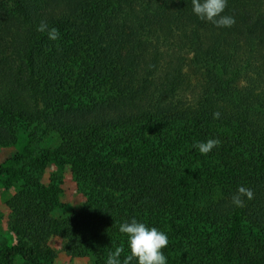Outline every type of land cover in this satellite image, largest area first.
<instances>
[{"label":"trees","instance_id":"1","mask_svg":"<svg viewBox=\"0 0 264 264\" xmlns=\"http://www.w3.org/2000/svg\"><path fill=\"white\" fill-rule=\"evenodd\" d=\"M222 15L236 22L201 20L192 0H0V145L58 132L33 163L70 165L88 199L54 219L33 190H58L30 187V202L11 203L26 219L12 222L17 234L91 239L100 252L113 241L123 259L119 225L135 218L168 234V264H264V0H228ZM209 139L220 143L207 155L193 147ZM240 186L254 193L243 207ZM51 254L20 239L0 264Z\"/></svg>","mask_w":264,"mask_h":264},{"label":"rangeland","instance_id":"2","mask_svg":"<svg viewBox=\"0 0 264 264\" xmlns=\"http://www.w3.org/2000/svg\"><path fill=\"white\" fill-rule=\"evenodd\" d=\"M184 70L194 84L204 77L202 71L196 68L192 53L187 55ZM244 84L240 81L239 86L242 87ZM190 95V92L187 93L188 97ZM61 143V135L58 132H50L42 135L30 146L28 136L23 130L18 140L12 144L0 145V252L5 246L17 244L22 239L29 244L38 245L43 253L51 249L52 254L44 256V259L54 264H105L108 253L115 250L113 241H109L106 250L100 252L91 239L71 243L56 233L37 230L26 238L24 234L20 236L12 229L13 221L20 220V224L26 221L23 216L19 218L13 208L21 207L26 204V201L30 202L32 193H26L30 187L38 189L39 185H43L58 190L56 197L40 195L33 190L36 204L47 209L54 219L66 218L80 211L88 202L87 194L79 187L78 173L74 172L70 165L61 166L52 162L42 167L33 163L46 151H55ZM3 170L18 172L21 178L18 181L9 182L8 175L1 173ZM119 196L120 193L117 198ZM15 264L28 263L21 257H17Z\"/></svg>","mask_w":264,"mask_h":264},{"label":"clouds","instance_id":"3","mask_svg":"<svg viewBox=\"0 0 264 264\" xmlns=\"http://www.w3.org/2000/svg\"><path fill=\"white\" fill-rule=\"evenodd\" d=\"M228 0H192V11L201 20L210 21L217 27H231L236 21L230 15H222L227 7ZM40 32L47 30L48 38L56 40L59 38V31L56 28L48 29L46 23H41L37 29ZM214 113V118L219 117ZM218 139H209L206 142L198 141L193 147L201 154L207 155L214 147L219 145ZM246 197L251 200L254 193L250 188L240 186L237 194L233 196L232 202L237 207L244 206ZM119 232L127 237L126 244L130 249L121 259L124 253V246H118L114 251L108 253L105 264H168V257L162 251L169 244L168 234L159 228L149 227L145 222L132 218L119 225Z\"/></svg>","mask_w":264,"mask_h":264}]
</instances>
